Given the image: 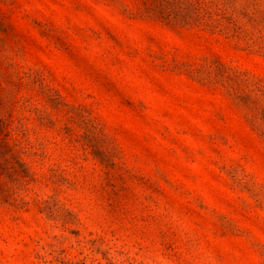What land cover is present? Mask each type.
Listing matches in <instances>:
<instances>
[{"label":"rangeland","instance_id":"1","mask_svg":"<svg viewBox=\"0 0 264 264\" xmlns=\"http://www.w3.org/2000/svg\"><path fill=\"white\" fill-rule=\"evenodd\" d=\"M0 264H264V0H0Z\"/></svg>","mask_w":264,"mask_h":264}]
</instances>
